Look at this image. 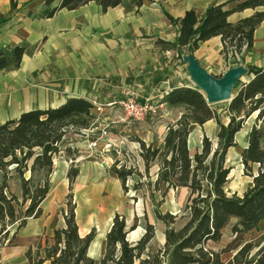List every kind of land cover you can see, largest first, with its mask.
I'll use <instances>...</instances> for the list:
<instances>
[{
    "label": "crops",
    "instance_id": "crops-1",
    "mask_svg": "<svg viewBox=\"0 0 264 264\" xmlns=\"http://www.w3.org/2000/svg\"><path fill=\"white\" fill-rule=\"evenodd\" d=\"M238 3L236 0H123L115 7L102 10L100 0H91L68 10L56 9L60 0H0V14L5 18L0 23V50L16 46L24 49L17 69L0 72V124L18 119L23 112L57 108L68 98L106 105L130 92L138 101L149 99L156 106L155 115H149L144 124L152 125L157 121V126L160 125L157 128L173 126L183 109L168 107L165 96L176 88L196 87L183 62L188 52L173 46L179 25L171 23L166 15L180 19L186 11L192 10L198 18H202L212 5L225 4V10H232ZM256 11H264V6L232 12L227 22L236 24ZM191 54L215 77H220L224 71L236 65H243L246 69L249 66L261 68L264 66V20L253 32L249 51L242 48L239 53L230 49L224 52L221 38L214 36L199 42ZM251 77L244 75L242 83H247ZM214 110L218 113V119L226 124L229 120L227 107ZM258 112L256 110L245 118L234 135V145L225 152L224 167L229 168L224 186L227 195L241 197L252 186V176L244 173L241 153L248 145L253 127L263 131L260 145L264 147V107L260 118H257ZM112 113H116V107L104 108L99 118L104 119L109 114L112 116ZM120 122L117 120L113 123ZM127 128L131 127L123 130ZM218 131L215 118L202 125L190 124L187 136L189 153L194 155L201 152L203 137L208 138L215 147ZM135 132L139 130L135 128ZM164 135L158 142L148 132L146 141L141 139V142L145 146L162 147ZM90 151L103 155L100 160H95L94 154H90L92 161L81 162L75 168L77 175L71 184L66 178L65 191L58 192L56 198L42 207L46 195L40 204L39 216L30 217L31 221L26 219L25 224L18 228L13 252H9L7 260L1 263L27 264L25 253L29 247L39 240L51 242L54 230L64 227L66 204L63 205V202L66 203L69 198H74L79 235L83 237L90 231L94 232L87 257L95 264L99 263L104 253L105 236L115 215L124 219L127 230L136 223V228L126 235L129 243H136L141 238L144 225L138 219L143 218V210L125 193L123 183L112 171L111 164L118 158L114 159L101 147ZM158 169L157 162L155 179ZM256 174L257 165H253L252 175ZM178 189L188 198V188H175V191ZM167 192L173 194L174 189L169 188ZM161 213L176 216L175 212ZM180 217L176 216V220ZM147 218L145 220L155 230L150 244L154 240L159 241L156 250L164 244L166 225L156 218L154 211V219L161 226V233H158L155 224ZM234 222L233 219L225 226L218 242H208L207 248L221 251L232 240L231 226ZM224 238H227L225 242ZM222 242L224 246L219 250L208 246ZM233 255L231 253V258ZM11 256L14 257L10 259ZM44 264L50 263L47 261Z\"/></svg>",
    "mask_w": 264,
    "mask_h": 264
},
{
    "label": "trees",
    "instance_id": "trees-1",
    "mask_svg": "<svg viewBox=\"0 0 264 264\" xmlns=\"http://www.w3.org/2000/svg\"><path fill=\"white\" fill-rule=\"evenodd\" d=\"M91 0H60L56 9H75ZM123 0H100L102 10L115 7ZM239 3L232 10H225V4L212 5L202 18L194 11H186L182 18L171 23L179 25L173 46L193 52L198 43L214 36L223 42V51L233 48L237 53L252 47L253 32L264 20V11L241 19L236 24L227 22L232 12L246 8L264 6V0H236ZM5 18L0 14V23ZM24 54L22 47L0 50V72L17 69ZM237 64V62H235ZM252 76L247 83L238 82L234 96L227 105L229 120L226 124L218 119V113L207 104L204 95L195 88L173 89L164 101L170 108H182L183 112L173 126L167 128L162 147L145 146L141 157L147 166L155 160L159 163L154 189L186 187L189 196L185 204L186 216L176 220L169 213L155 211L156 218L166 225L165 241L161 248L152 250L149 246L154 237V226L144 223V233L136 243H129L126 235L136 228V223L128 230L124 219L115 215L105 236V248L98 264H264V232L258 241H244V236L258 229L264 222V147L260 145L263 131L253 127L249 133L248 145L241 153L244 173L252 176V186L239 197L227 195L224 186L229 168L224 167L226 150L234 145V135L240 130L245 118L258 110L257 118L264 107V66L247 67ZM92 104L81 98H68L57 108L23 112L18 119L0 124V222L10 225L19 221L17 228L25 224L27 218L38 217L40 204L49 192L48 176L52 170V157L58 152V143L65 134V128L87 129L94 115ZM215 118L219 131L217 143L213 147L208 138L203 137L199 154L191 155L187 149L188 127L202 125ZM33 172L42 170L43 175L34 180L32 175L23 178L22 170ZM115 164V163H114ZM257 165V174L252 175V167ZM14 166L19 175L21 203L27 204L23 216L18 217L15 204L18 198L8 191L6 169ZM112 171L124 185L132 173L122 169ZM77 175V170L67 173L69 184ZM70 197V196H69ZM232 240L221 250L207 248L208 242H218L222 231L231 220ZM90 231L81 237L75 222L74 207L68 202L64 212V227L53 232L52 241L39 240L25 253L27 264H95L87 257V249L93 240ZM234 253L223 263L221 254ZM0 264H6L1 263Z\"/></svg>",
    "mask_w": 264,
    "mask_h": 264
},
{
    "label": "rangeland",
    "instance_id": "rangeland-1",
    "mask_svg": "<svg viewBox=\"0 0 264 264\" xmlns=\"http://www.w3.org/2000/svg\"><path fill=\"white\" fill-rule=\"evenodd\" d=\"M228 102H220L211 105L213 109H223L227 107ZM97 112L92 111L94 115V119L92 120L91 126L87 129L66 127L65 134L62 140L58 143V152L52 157V170L48 176L49 179V193L46 199L42 203V207H46L53 198H56L59 195L58 192L65 191L66 178L67 173L70 169L76 168L81 162L92 161L90 160V154H94L93 157L95 160H100L102 153H91V149H89V144L91 142L90 138L95 137V129L98 125V128L102 125L107 124L109 129L110 137L114 140L111 149L107 152V154L113 155L118 158L115 159L111 166L114 165L116 169H122L126 171H131V175L128 176L125 180L126 192L134 202L141 207L143 210V218L140 217L141 224L144 225L146 222V218L149 217L151 222L155 224L157 228V232L161 233V226L154 219V211L159 212H175L176 216H184L187 211L185 210L186 204V195L180 192V189L175 191L174 193L165 192L164 186H160L159 190L154 189L155 182V169L157 166V161L150 163L147 168L144 165L143 159L141 157V147L139 142L141 139H145L148 132L153 135V139L158 141L162 138V136L166 133V128H157V121L152 125L144 124V120L142 121H130L124 118V115L120 108L116 107V113H112L110 116L105 115V118L102 117V113L96 114ZM155 115V114H153ZM148 117V116H147ZM152 117V116H150ZM122 121L119 124L113 123L114 121ZM113 121V122H112ZM152 122V121H149ZM127 123V124H126ZM117 125V126H114ZM122 125V126H120ZM126 127H131L130 129L123 130ZM135 128L139 130V132H135ZM109 152V153H108ZM106 154V153H105ZM115 163V164H114ZM31 162L28 163L27 169L22 170L23 178L28 179L31 175L34 180L40 178L43 175V171L39 170L33 172L32 174L29 171V166ZM7 176L9 177L8 183V191L10 194L16 196L18 198V204H15L18 217L23 216V211L27 204L22 205L21 203V187L19 181V175L14 171V166H10L6 169ZM68 179V178H67ZM66 198V197H65ZM130 198V197H129ZM73 199L69 198L66 200V203L63 202V205L66 204L65 211L67 212V204L70 202L73 205ZM74 206V205H73ZM173 207V209L171 208ZM31 221L30 218H27V221ZM148 220V218H147ZM19 221L10 225L7 221L0 222V262H4L7 260V254L13 252V242L19 233V229L17 228L19 225ZM228 229V228H227ZM228 231V230H227ZM264 232V222L260 223L257 230L252 231L251 233L244 236V241H258L260 235ZM228 233V232H227ZM230 237V235L228 236ZM46 239V238H45ZM227 238H224L226 241ZM220 243L217 245L209 244L208 246L219 250L221 246H224V243ZM159 241L154 240L150 246L154 250ZM220 251V250H219ZM14 256H11L13 258ZM231 259V253L221 255V260L223 262H227Z\"/></svg>",
    "mask_w": 264,
    "mask_h": 264
},
{
    "label": "water",
    "instance_id": "water-1",
    "mask_svg": "<svg viewBox=\"0 0 264 264\" xmlns=\"http://www.w3.org/2000/svg\"><path fill=\"white\" fill-rule=\"evenodd\" d=\"M183 62L191 82L204 95L209 105L230 102L235 95L234 86L243 82V77L247 74L243 65H236L228 68L220 77H215L207 72L191 53L183 57Z\"/></svg>",
    "mask_w": 264,
    "mask_h": 264
},
{
    "label": "built area",
    "instance_id": "built-area-1",
    "mask_svg": "<svg viewBox=\"0 0 264 264\" xmlns=\"http://www.w3.org/2000/svg\"><path fill=\"white\" fill-rule=\"evenodd\" d=\"M231 52L235 53L233 48L230 49ZM93 106L92 111L97 112L96 114H100L104 111V108H115L118 107L121 109L124 118L130 121H142L147 118L149 115H153L156 112V106L153 105L151 100L145 99L143 101H138L134 95L130 92H126L125 96L121 99L114 100L106 105H100L95 101H91ZM95 129V137L90 138L91 142L89 144V149H98L101 147L102 150L108 151L111 149L113 145L112 139L109 134L108 125H102L98 128L93 127Z\"/></svg>",
    "mask_w": 264,
    "mask_h": 264
}]
</instances>
